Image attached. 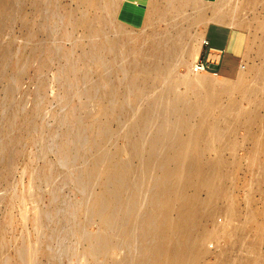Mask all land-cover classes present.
<instances>
[{"label":"rangeland","instance_id":"374dc122","mask_svg":"<svg viewBox=\"0 0 264 264\" xmlns=\"http://www.w3.org/2000/svg\"><path fill=\"white\" fill-rule=\"evenodd\" d=\"M110 1H113L114 8L113 13L106 15L104 36L90 39L82 27L76 24L80 18L78 0H41L38 3L33 0H0V9L4 6V11L0 10V148H5L0 149L2 152L4 150L3 155L0 154V223L9 218V227L3 236L6 248L0 249V255H4L5 262L8 261L6 264L28 262L23 263L25 258L18 250L15 258L14 249L21 246L35 250L34 264H120L126 259L131 260V264H137L140 260L141 242L136 234L130 241L115 237L111 241V249L100 248L96 251L95 258L89 256L92 242L94 244L96 237L102 233L100 219L92 214L91 209L93 198L101 194L103 178L100 172L89 184H84L80 178L81 173L92 165L94 158L100 153L108 155L123 150L119 160L128 159L125 148L130 136L126 133L133 117L139 116L145 105V102H140L138 107H134L129 100L124 102V107L114 122L100 116L102 76L94 66L78 61L92 43L126 38L128 43L137 41V47L142 50L147 47L145 41L151 32L159 36L170 31L181 33V49L173 62L175 65L171 69L172 77L189 78L191 81L200 78L216 86L231 84L239 77L227 81L208 73L191 72L195 62L191 57L192 50L199 45L206 26L215 23L243 30L248 35L249 43L252 36L255 48L249 57L248 69H264V0H188V6H183L180 10L177 1L175 0V4L171 0L177 11L167 12L165 15L162 12L155 13L150 24L144 22L148 11L137 2L129 3L127 8L128 0ZM167 1L169 0H161L162 8H169ZM217 8L228 17L216 20ZM130 10L133 13L128 12ZM135 10L141 11V15L138 12L135 14ZM125 13L130 17L127 18ZM132 15L137 16V19L133 20ZM260 51L259 55L257 52ZM103 54L107 66L101 73L103 72L107 82H112L120 90L121 86H125L127 77L119 72H122L129 59L123 56L122 50L114 61L111 54L106 51ZM13 65L17 66L16 71ZM72 66L76 67L73 69ZM76 70L78 76L75 74ZM81 74L85 76L81 78ZM248 74L249 77L253 76L252 72ZM161 84V88L158 85L159 89L155 87L159 90L158 93L152 88L148 92L153 90L152 94L162 93L166 83L163 81ZM179 86L176 90L180 95L191 96L198 89L194 84L189 89ZM169 97L167 99H173L172 95ZM262 103L264 105V97ZM130 106L134 107L131 117H126L123 111ZM241 106L248 108L246 103ZM258 114L264 117V107L258 110ZM106 121L110 136L107 141H102V136L98 137L97 133L100 131L98 132L96 124ZM218 127L225 130L230 126L218 124ZM231 130L230 134L223 131L221 141L228 143L219 157L223 163V172L229 171V179L228 182H220L214 189L215 192H220L221 189L226 192L228 189L226 193L232 197L234 210L238 213L228 224L225 216L219 215L216 224L203 218L193 229V235H198L195 237L205 239V254L201 255L198 264H220L226 252V261L255 255L259 263L264 264V249L251 254L249 246L238 248L235 238L238 235L231 233L232 226H236L237 222L241 226L247 222L251 210L264 214V194L251 191L250 204L246 201L249 206L244 201L247 199L244 188L249 185L251 190L254 189L257 175L261 174L257 167L262 165L263 157L252 147L248 140V129L244 125L232 127ZM149 132L151 131L148 130ZM185 135L182 133L181 137L185 138ZM250 154L256 159L253 168L248 159ZM211 157L205 156L207 162L210 160L206 165L207 173L212 172L211 161L214 156ZM138 163V160L133 161V168H137ZM250 169H253L251 174ZM221 185L223 186L220 188ZM197 197L200 201L206 200L204 192H200ZM148 200L149 193L143 190L141 211H146ZM222 205V198L210 203L212 209H215L213 211L217 212ZM203 210L205 213L206 209ZM219 230L227 233L226 240ZM208 232L213 234L208 235ZM230 238L234 244L228 241Z\"/></svg>","mask_w":264,"mask_h":264},{"label":"bare ground","instance_id":"6f19581e","mask_svg":"<svg viewBox=\"0 0 264 264\" xmlns=\"http://www.w3.org/2000/svg\"><path fill=\"white\" fill-rule=\"evenodd\" d=\"M33 1L38 3L41 0ZM173 1L175 3V0ZM176 1L179 6L178 10L181 7L184 8L183 6H188L189 3L188 0ZM78 2L80 18L76 24L82 27L86 36L90 39L103 37L107 23L106 15L112 12L114 8L113 1L78 0ZM160 3L161 0H149L145 9L148 11H145V13L147 12L145 14L146 21H144L146 24H150L155 13L162 12L165 15L167 12L173 13L176 10L172 6L173 2L171 0L166 2L170 4V6L168 5L169 8H162ZM0 10L3 12L4 6H1ZM216 10L218 13L216 20L228 17L223 15L220 9L217 8ZM135 11L136 14L138 11ZM128 12L133 13L131 10ZM141 13L140 11L137 14L141 15ZM126 16L127 18L130 17L128 14ZM136 17L131 16L133 20L137 19ZM1 26L2 23L0 22V30ZM181 37V33L171 31L161 36L151 32L147 40L145 39L147 47L142 50L137 47V41L128 43L129 41L126 38L111 41L104 40L98 44L92 43L78 60L81 63L94 66L102 76L100 80L102 93L99 96L101 100L99 111L101 117L104 116L108 121L114 122L120 114L119 111L124 107V102L126 103L129 100L134 107H138L140 102H145L143 110L140 109L141 114L136 118L132 116L133 119L126 133L130 138L132 136L136 137H133V139L127 138L128 143L125 150L128 159L119 160V156L124 152L123 150L116 151L114 154L108 153V155L100 153L94 158L92 165L81 173L80 178L84 184H89L92 178L100 172L103 178L101 181V194L93 198L92 209L90 208L92 214L99 217L102 226L101 235L96 237L94 244L92 242V247L90 246L89 256L91 255V257H94L96 251L100 248L107 247V249H111V241L115 237L130 241L132 236L136 234L141 242L142 258L139 256V264H198L201 255L205 254L203 251L205 239L200 236L195 237L196 234L193 235L192 233L193 229L200 224L203 218L212 224H216L217 217L224 215L225 222L228 224L237 217L238 213H236V209L234 210L232 197L226 193L228 189L226 192L222 191L225 189L219 190L223 193L215 192L214 189L218 184H221L220 182H228L229 179V171L223 172L221 165L223 163L219 157L228 143L222 142L221 138L224 132L230 134L232 127L244 125L248 129V140L252 147L255 151L261 153L263 157L262 165L257 167L261 174H256L258 177L254 189L251 190L252 188H249V185H245L244 190L247 192L246 197L244 196L247 198L244 200L245 204L246 201L250 204L251 197H249V194L251 191L259 192L260 195L264 194V117L258 114V110L264 107L262 105L264 69L249 70L247 66L249 57L255 48L254 38L251 36L237 81L216 86L200 78L191 81L189 78L177 79L172 77L171 72L173 71L171 69L175 65L173 62L176 60V54L180 53ZM198 46H194L192 50L191 57L194 61L198 54ZM121 50L123 56L129 60L126 63V68L124 67L122 72L119 70L120 74L123 73L127 77L124 76L126 78V82L124 81L125 86L123 88L121 86L119 90L120 87L113 86L110 81L107 82V78L105 79L101 71L107 66L105 64L107 63L106 60H103V53L106 51L111 54L114 61L121 54ZM257 53L260 55L261 51ZM186 55L188 56V54ZM74 67L76 66H72L73 69ZM16 68L17 66L13 65L14 71H16ZM251 72L253 76L249 77L248 73ZM75 74L78 76V72ZM83 76L85 74H81V78ZM217 79L220 78L217 77ZM163 81L166 83L163 90H161L163 92L157 94L158 89L164 85V83L161 84ZM191 84L198 87L194 93L191 94L190 92L191 96L177 94V86L182 85L189 89ZM157 85L161 86L158 88ZM149 88L157 90V93L152 94L153 90H151V93L148 92ZM170 95L173 96L171 100L167 99ZM242 103H246L248 108H242ZM132 106L123 111L126 117H131L134 108ZM218 118L219 120H217ZM108 121H106L107 123L96 124L98 132L100 131L97 133L98 137L102 136L100 137L102 141H107L108 136H110L106 128ZM218 124L230 127L222 130L218 127ZM94 129L96 132V128ZM148 130L151 131L150 134ZM182 133L186 134L185 138H183L184 136L181 137ZM97 134L95 133L94 137ZM3 149L5 150V148ZM0 152L3 155V152ZM206 155L214 156L211 157L212 172L208 171L209 175L206 171V165L208 166L210 160L207 162ZM251 155L248 159L250 167L253 168L256 159H253ZM135 160L139 162L137 168L132 166V162ZM224 166L226 167V164ZM249 172L251 174L253 169H250ZM96 178L98 179V177ZM143 190L149 193L146 211L140 210L142 209L140 200ZM200 192L206 194V200L202 199L200 201L198 199L199 196L197 197V195ZM219 198L220 200L223 199L221 210L218 212L213 211L215 209H212L210 203L217 201ZM208 206L211 208H208ZM203 209H206L205 213ZM237 224L238 222L236 226H232L231 233H237L238 235L235 237L239 244L235 243V245L237 244L238 248L249 246L250 248H248L252 251L251 254H256V250L259 251L261 248L264 249L263 213L251 210L247 222H244L242 226ZM8 227L9 218L7 217L0 223V249L2 250L6 248L3 236ZM209 232L208 235L213 234H209ZM205 234L207 236L206 232ZM226 234L225 231L220 232L224 240L228 238ZM230 239L228 241L234 244V242L232 243L233 239ZM29 248L23 246L15 248L13 252L15 258L18 250L21 256L27 259H24L23 263L28 261L26 264H32L33 256L35 257L36 253L35 250ZM226 253H224V259L220 264H261L258 257L256 258L255 255L250 257L248 253V257L244 255V259L242 257L234 261L232 259L226 261ZM20 258H18L19 261ZM5 261L4 255L1 254L0 264H4ZM130 261L126 259L120 264H131ZM12 264H15V262Z\"/></svg>","mask_w":264,"mask_h":264},{"label":"crops","instance_id":"0c3cea01","mask_svg":"<svg viewBox=\"0 0 264 264\" xmlns=\"http://www.w3.org/2000/svg\"><path fill=\"white\" fill-rule=\"evenodd\" d=\"M131 2H137L145 10L149 0H128L126 7ZM248 45V35L243 30L209 23L200 39L195 61L204 64L218 78L232 81L239 77Z\"/></svg>","mask_w":264,"mask_h":264},{"label":"built area","instance_id":"2783aa9c","mask_svg":"<svg viewBox=\"0 0 264 264\" xmlns=\"http://www.w3.org/2000/svg\"><path fill=\"white\" fill-rule=\"evenodd\" d=\"M191 72L193 74L208 73V74H210V75H212L214 77H218L216 73L209 72L208 69H207V67L204 64H202V63H200L198 61H195L193 63V65L191 67Z\"/></svg>","mask_w":264,"mask_h":264}]
</instances>
